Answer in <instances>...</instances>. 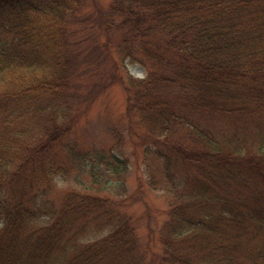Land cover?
<instances>
[{
	"label": "trees",
	"instance_id": "trees-1",
	"mask_svg": "<svg viewBox=\"0 0 264 264\" xmlns=\"http://www.w3.org/2000/svg\"><path fill=\"white\" fill-rule=\"evenodd\" d=\"M83 1L0 0V264H264V0H141L157 36L124 39L148 69L122 81L143 162L170 195L163 254L118 208L127 198L97 193L116 189L127 160L66 141L85 112L71 108L67 38ZM121 3L116 17L134 10ZM73 166L90 185L56 200Z\"/></svg>",
	"mask_w": 264,
	"mask_h": 264
},
{
	"label": "rangeland",
	"instance_id": "rangeland-1",
	"mask_svg": "<svg viewBox=\"0 0 264 264\" xmlns=\"http://www.w3.org/2000/svg\"><path fill=\"white\" fill-rule=\"evenodd\" d=\"M112 1L84 0L80 10L70 17L67 38L71 63V108L82 110L84 107L85 112L67 133L66 141L80 150L114 149L122 160H127L129 171L113 182L115 185L123 182L125 191L117 189V185L116 189L97 193L119 199L121 203L127 198L128 206L118 204V208L140 217L143 245L163 254L164 247L159 242V236L162 225L168 219L170 195L164 190L166 184L162 186L164 180L155 161L151 158L148 163L143 162V145L140 141L143 129L140 122L134 120L135 115L131 121L126 114L127 91L123 81L117 78L128 74L142 78L148 70L145 65L131 63L132 57L126 55L129 52L126 48L128 43L124 39L129 36L140 38L141 35L145 42H152L149 39L157 34L152 29L148 32L149 26H144L150 13L141 9L143 1L119 0L125 8H134L131 13L125 12L120 17L110 11ZM127 17L134 18L137 26L122 28L120 24ZM25 121H29L28 116ZM150 176L157 180L156 186L147 183ZM90 181L89 175L81 174L73 166L64 176L55 177L54 198L63 201V195L69 191L84 193ZM157 263L160 264L158 260Z\"/></svg>",
	"mask_w": 264,
	"mask_h": 264
}]
</instances>
